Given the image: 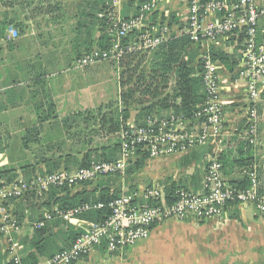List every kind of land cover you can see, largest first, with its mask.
Here are the masks:
<instances>
[{
  "label": "crops",
  "instance_id": "0c3cea01",
  "mask_svg": "<svg viewBox=\"0 0 264 264\" xmlns=\"http://www.w3.org/2000/svg\"><path fill=\"white\" fill-rule=\"evenodd\" d=\"M102 1L111 7V0ZM145 1L119 0L118 7L112 11L113 16L119 21L130 19ZM100 2L0 0V171L14 170L17 178L42 176L59 170L71 172L68 159L59 160L60 156L67 154V150H76L74 144L69 145L63 120L76 114L93 112L118 100L104 102L100 84L102 76H108L104 70L106 68L101 66L108 64L115 70L119 96V81L123 72L119 64L102 62L85 68L75 67L77 58L96 47L99 41L101 32L94 16L103 17L98 11ZM257 4L264 7V0ZM187 13V0H167L156 7L153 16L144 25L153 30L165 26L168 28L167 36L173 32L180 35L182 29L179 28H185ZM171 16L176 22L168 27L167 20ZM161 18L166 20L163 25H160ZM9 29L13 31L12 34ZM257 38L264 41V18L258 21ZM196 46L199 47L197 59L207 54L211 58L212 48L227 55L237 54L232 50L231 42ZM214 63L219 76L220 99L224 102L221 132L201 146L164 158L147 159L141 168H146L144 178L132 183L133 176L128 177V182L133 186L142 188L169 179L184 185L186 189L200 192L209 161L223 154L228 158L234 156L237 142L245 138V127L249 124L245 80L238 79L222 63ZM256 110L257 117L258 114L262 117L264 90L256 103ZM131 112L127 121L136 122L138 115ZM170 114L162 112L161 117L166 118ZM52 115L57 117L53 119ZM256 152H262L264 157V150L257 147L253 155L255 160L258 158ZM75 157L77 161L82 158L81 155ZM158 159L162 161L151 163ZM150 166L154 167L155 173H149ZM54 167L57 169L52 171ZM226 170L228 172L222 171V174L227 182L239 179V171ZM149 176L154 179L149 178L146 182ZM4 182L2 180L0 183ZM126 183L121 186L127 187ZM94 185L71 187L67 199L65 193L59 192L51 198L55 192L50 190L42 197L28 194L10 203L11 213L19 225L14 242L20 246L22 261L29 254H35L36 264H48L55 253L69 246L68 229L73 228L71 225L45 223V233L39 239L34 225L41 220L43 213L58 208L57 199L77 204L79 199L76 196L79 193H85L89 199L96 196L98 193ZM103 189L112 191L114 188L104 186ZM246 208L236 206L220 220L191 219L156 225L147 239L128 249L144 252L152 243V238L162 230L171 235H185L182 248L178 244L175 246L174 239L169 240V246H166L168 251L165 255L170 257L173 254L171 259L174 264H264V213L254 210L249 216L245 213ZM197 223L199 227L195 228ZM36 240L40 242V255L33 247ZM105 253L104 250H94L75 264H90L95 258L102 259L100 255ZM121 253L109 254L119 257ZM12 257L8 243L0 237V264H13Z\"/></svg>",
  "mask_w": 264,
  "mask_h": 264
},
{
  "label": "built area",
  "instance_id": "2783aa9c",
  "mask_svg": "<svg viewBox=\"0 0 264 264\" xmlns=\"http://www.w3.org/2000/svg\"><path fill=\"white\" fill-rule=\"evenodd\" d=\"M165 1L146 0L136 15L119 21L113 16L119 0H111L113 12L109 18L115 28L111 46L107 50L92 48L76 60L75 67L85 68L102 62L119 64L128 54L156 50L167 38L168 28L153 30L146 28L144 22ZM187 8L182 34L187 35L192 44L231 42L232 50L240 57L235 73L238 79L245 80L249 100V131L246 135L252 138L257 119L256 103L264 90V41L257 40L258 21L264 18V7L258 6L257 0H212L206 3L187 0ZM135 31L134 38L124 45L122 40ZM199 61L202 63L200 77L205 99L192 119L170 114L166 118L148 116L139 124L126 121L118 134L121 149L117 161L93 163L74 172L59 170L29 179L21 177L0 185V237L9 245L13 264H22V260L20 246L14 242L19 225L11 213V202L28 194L42 197L52 188L72 187L123 175L130 165L142 158L172 156L201 146L221 132L224 102L220 99L217 66L208 54L201 56ZM249 180L248 188H231L223 177L218 158L214 157L205 169L200 192L185 188L171 190L170 184L155 182L123 191L105 201H89L66 210L57 208L45 212L34 229H41L45 223L56 220L71 225L77 233L72 244L55 253L48 264H75L94 250L121 253L147 239L154 226L169 221L220 220L236 206L251 207L263 214L264 192L250 176ZM87 215H94L96 219L83 218Z\"/></svg>",
  "mask_w": 264,
  "mask_h": 264
},
{
  "label": "trees",
  "instance_id": "16d2710c",
  "mask_svg": "<svg viewBox=\"0 0 264 264\" xmlns=\"http://www.w3.org/2000/svg\"><path fill=\"white\" fill-rule=\"evenodd\" d=\"M209 1L212 0H200L201 3H206ZM98 11L103 15V17L99 18L96 15L94 16L96 22L99 24L101 32L99 41L94 48L107 50L111 46V40L114 38L113 34L115 32V28L112 25L113 20L109 18V15L112 14L113 9L110 7V4L107 6L101 0ZM159 21L160 25H163L166 20H163V18H161L159 19ZM174 22H176L175 18L174 16H171L169 20H167V26L171 27ZM179 29L183 30L184 28L180 27ZM144 31L145 29H142V32ZM136 34L137 32L135 31L133 36H135ZM133 36L130 34L127 38H124L122 40V43L124 45H127L132 40ZM257 40L258 42H261L260 39L257 38ZM240 42L241 38L239 39V43ZM198 48V46L192 44L187 35L182 33L180 35H177L173 32L167 36L165 41L159 47H157L156 50L148 52L150 61L147 67L145 66V61L148 57H146L145 54L135 52L126 55L125 58L119 63V66L123 69V72L119 81L121 91L118 96V100L114 103L110 102L106 105L108 109L112 111H114L113 109H115L116 112L114 117L109 115L110 120L108 121L110 122L111 128L114 132V141L108 146L91 148L92 141L90 140V138L89 140L84 142L83 146H81L79 150H67V154L60 156L59 160L63 158L68 159V161L73 160L75 161V163L78 162L79 167L81 168H86L93 163L103 161H117L121 149V143L120 139L118 138V134L122 126L125 125V122L130 118L131 111H135L138 115V119L136 121L137 124L140 123L139 121L141 119L143 120L148 116L161 118L162 112H169L175 116L181 115L187 120L192 119L197 111V107L201 105L205 99V93L200 77L202 71V63H200L199 59H197L199 50ZM90 51L91 49L88 50L85 54L89 53ZM210 54L211 60L213 62L218 61L222 63L230 73L236 74L235 71L237 69L239 59L237 54L227 55L223 52L216 51L213 48L211 49ZM84 55H82V57ZM91 113L92 112H87L86 115H90V117L93 118L94 115L92 114L91 116ZM102 113L103 112L101 111V109H98L97 115L94 120H97L98 116L100 117V119H104L105 116H103ZM83 116V114H76L63 120L62 125L64 130L66 131V134H68L67 136H70V131L73 125L76 124V121L82 120V123L86 121L84 120ZM56 117V115H52L53 119H55ZM100 128V125L97 127V130L91 128L90 131H92V133L94 134L93 136H96L98 134V129ZM84 129H86V127H84ZM81 132H83V130L78 133ZM76 133L77 132H74L73 135H76ZM245 139L246 138L237 142L234 156L232 158H228L224 154L218 157V162H220L222 166V171L228 168H248L252 166V146H250L249 142ZM76 155H81L82 158L80 161H77L75 159ZM145 161L146 158H142L135 164L133 163V166L130 165L131 167H128L126 175L129 176L134 172L139 171L144 166ZM54 168L52 169V171H55L57 169L56 167ZM13 172L14 170H1L0 182L4 180V183H9L17 179L16 175L13 174ZM249 181L250 180H248L246 176L241 175L238 180L228 181L227 184L231 188L242 190L248 188V186L250 185ZM164 182L170 184L171 190L185 187L184 185L176 184L169 179H166ZM86 183L87 182L83 184ZM70 188L71 187L68 186L52 188L51 190H53V192L55 193H53V197L51 198H54L55 195H57L56 193L59 192L65 193V198L67 199ZM107 192L108 189H101L100 192L96 195L98 198L94 196L90 199L86 196L85 193H79L76 196V198L79 199L77 204L63 201L62 199H57L55 201L59 202L58 209L66 210L75 206L82 205L89 201H105L107 199H110L111 197H116L113 195H107ZM83 218L93 221L96 219L94 215L83 216ZM45 230V226L41 229H35V233L38 239L43 236ZM76 235L77 233L73 230V228L68 229V239H70L71 241L67 248L70 247ZM34 242L35 243L33 247L37 250V254L40 255L41 252L38 251V244L40 242H38L37 240ZM36 263L37 260L35 254H29L26 259L22 261V264Z\"/></svg>",
  "mask_w": 264,
  "mask_h": 264
},
{
  "label": "rangeland",
  "instance_id": "374dc122",
  "mask_svg": "<svg viewBox=\"0 0 264 264\" xmlns=\"http://www.w3.org/2000/svg\"><path fill=\"white\" fill-rule=\"evenodd\" d=\"M50 1L53 3H56L59 0H53V1L50 0ZM259 1L260 0H257V2H259ZM131 35L133 36V34H131ZM148 52L149 51H147L146 53L140 52L142 54H145L146 57H148L145 61L146 67L148 66V63L150 61V57H149ZM101 68H106L104 70H106V72L108 73V76L104 77V75H103L101 78L100 91H101V95H104L103 101L104 102H108L111 100L115 101L118 99L115 70L113 67H110L108 64L102 65ZM106 72H104V73L106 74ZM100 109L103 112L102 113L103 116H105L104 119L102 117H101L102 119H100V117L98 116L97 120H94V118L97 115V110H94L91 113V116H92V114L94 115L93 118L90 117V115H86L87 112H85V113H83V115H84L83 117H84V120H86V121L84 123H82V120L76 121V124L73 125V127L70 131L71 132L70 136H67V140L69 141L70 146H72V144H74L75 149L79 150V148L81 146H83L84 142H86L90 138H91L90 140L92 141L91 148H99L100 146H108L114 141V132L111 128L110 122H108V121L110 120L109 115L114 117L116 112H115V110L112 111V110L108 109L106 107V105L101 106ZM131 113L134 114L135 112H131ZM99 125L101 126V128L98 129V134L96 136H93L94 134L92 133V131H90L91 128H94L97 130V127ZM84 127H86V129H84ZM81 130H83V132L78 133ZM245 130H246L245 134L248 133L249 125H246ZM74 132H77L76 135H73ZM254 132H255V136H252V138H249L248 135H245V138H246L245 140H247L249 142V145L252 146L253 155H254V150L257 147L264 150V112H263L262 117L260 116V114H258V117L254 123ZM250 140H251V142H250ZM262 155H263L262 152H258L257 153L258 158L256 160H255V157L253 156L252 166H250L248 168H246V167L245 168L234 167V168H231V170L234 169L233 171H239V175H240L239 178L241 177V175H244L249 180V176H250L259 185L261 192H264V164H263L264 157H262ZM161 161H162L161 159H158V160H154L151 163L161 162ZM68 164H69V169L72 170L71 172H74L77 169L81 168V167H79L78 162L75 163V161H73V160H70L68 162ZM133 165H131V166H133ZM206 168H207V166H206ZM154 170L155 169L153 166L149 167V173L150 174H151V172L153 173ZM126 171H127V169H126ZM224 171H223V173L228 172L226 169ZM145 172H146V168L140 169L139 171L134 172L133 174H131L129 176H127L126 174L109 176V177H106L107 179L102 178L103 180L100 179L96 182H87L86 184H95L94 188H95V192H97V193H99L100 190L103 189L104 186H112L114 189L112 191L108 190L107 195H109V196L113 195V196L117 197L123 191L129 190L131 188H136V186H133L132 183L138 182L139 180L144 178L145 174H146ZM204 172H205V170H204ZM149 173H148V175H149ZM130 176H133V178H134V179H132V183L128 182V179H129L128 177H130ZM149 178H153V177L149 176L145 179V181L147 182L149 180ZM125 180H127V181H125ZM124 182H127L126 183V184H128L127 187L121 186ZM120 187H122V189ZM91 200H97V199H91ZM253 211L254 210L251 207H248L245 209V213L248 214L249 216L251 214H253ZM169 222L181 223L182 221H169ZM53 223H57V224L61 223L62 225L66 224L65 222H63L61 220H57L56 222H53ZM66 227H67V224H66ZM194 227L198 228L199 224L197 223ZM184 237H185V235H175V234L171 235L168 233H164L161 230L159 233H157L156 236H154L152 238V241H151L152 243L150 244V246H148L146 248V250H144V252L138 253V252H135V251L133 252L132 250L126 249L121 253V255L119 257L118 256L117 257L111 256L109 253H105V254L100 255V256H102V259L101 258L100 259L95 258L92 260V262L90 264H174L173 260L171 259V256L173 254H171L170 257L165 255L168 251L166 249V246H169V240L171 241L174 239L175 242L174 241L173 242H174L175 246H177V244H178V246H181V248H182V246L185 242V240L183 239ZM68 241H71V240L68 239ZM41 261H43V260H41ZM41 263H43V262H41Z\"/></svg>",
  "mask_w": 264,
  "mask_h": 264
}]
</instances>
